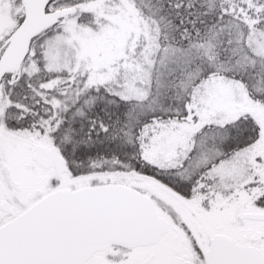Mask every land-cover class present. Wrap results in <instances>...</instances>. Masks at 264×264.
<instances>
[{"label": "snow or ice", "instance_id": "snow-or-ice-1", "mask_svg": "<svg viewBox=\"0 0 264 264\" xmlns=\"http://www.w3.org/2000/svg\"><path fill=\"white\" fill-rule=\"evenodd\" d=\"M0 264H264V0H0Z\"/></svg>", "mask_w": 264, "mask_h": 264}]
</instances>
